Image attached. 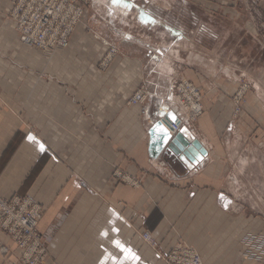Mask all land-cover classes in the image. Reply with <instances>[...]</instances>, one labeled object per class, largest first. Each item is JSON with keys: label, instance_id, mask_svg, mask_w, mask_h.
Wrapping results in <instances>:
<instances>
[{"label": "crops", "instance_id": "obj_1", "mask_svg": "<svg viewBox=\"0 0 264 264\" xmlns=\"http://www.w3.org/2000/svg\"><path fill=\"white\" fill-rule=\"evenodd\" d=\"M0 33V198L27 197L42 207L44 264H165L177 244L195 249L203 264H264V161L248 149V135L226 131L229 84L186 72L203 94V114L180 128L207 153L189 170L174 155L148 154L152 125L171 112L177 117L170 87L179 74L168 56H150L142 68L122 53L105 75L80 57L74 74V56L51 64L21 56L15 32L1 21ZM137 84L149 98L129 105ZM0 264L17 263L0 255Z\"/></svg>", "mask_w": 264, "mask_h": 264}, {"label": "rangeland", "instance_id": "obj_2", "mask_svg": "<svg viewBox=\"0 0 264 264\" xmlns=\"http://www.w3.org/2000/svg\"><path fill=\"white\" fill-rule=\"evenodd\" d=\"M145 1L142 9L129 0H88L82 5L83 16L68 48L51 53L19 42L12 20L14 0H1L4 8L0 21L2 27L15 32L11 36L18 54L29 58L43 56L47 63L53 57L66 60L74 56L76 61L69 64L74 74L78 72L80 57L89 68L105 75L115 66L117 57L125 53L140 61L142 68L150 56H168L166 63L171 68V64L176 65V71L183 76H173L171 87L182 81L194 85L186 78L187 71L207 76L205 80L210 84H229L232 90L227 97L232 108L230 130L226 131L248 135V149H258L264 161V0ZM3 37L0 33V55ZM111 49L114 54H110ZM175 56H181L176 64L171 62ZM140 88L144 86L137 84L135 92ZM211 90L218 91L215 87ZM200 97L201 103V91ZM261 212L264 215V206ZM42 239L47 250V239Z\"/></svg>", "mask_w": 264, "mask_h": 264}, {"label": "built area", "instance_id": "obj_3", "mask_svg": "<svg viewBox=\"0 0 264 264\" xmlns=\"http://www.w3.org/2000/svg\"><path fill=\"white\" fill-rule=\"evenodd\" d=\"M87 2L88 0H14L12 20L19 42L49 53L68 48L71 36L83 16L82 5ZM110 54H114L112 49ZM171 90L179 121L168 128L173 136L182 123L199 117L203 109L200 90L191 83H175ZM148 97L146 90L140 88L128 99V104L143 105ZM114 177L132 187L139 185L138 180L122 173H115ZM42 215V207L30 198H0V240L5 239L10 244H0V254L14 259L17 264H44L48 253L38 232ZM142 239L156 248L149 234H143ZM162 260L165 264H203L198 254L183 244H177Z\"/></svg>", "mask_w": 264, "mask_h": 264}, {"label": "water", "instance_id": "obj_4", "mask_svg": "<svg viewBox=\"0 0 264 264\" xmlns=\"http://www.w3.org/2000/svg\"><path fill=\"white\" fill-rule=\"evenodd\" d=\"M145 9V0H129ZM179 123L176 115H170L155 122L148 131L149 158L156 160L160 155H174L189 170L197 167L207 157V153L196 140H194L187 127L182 126L173 136L170 135L168 128L171 124ZM163 129V131L161 130Z\"/></svg>", "mask_w": 264, "mask_h": 264}, {"label": "snow or ice", "instance_id": "obj_5", "mask_svg": "<svg viewBox=\"0 0 264 264\" xmlns=\"http://www.w3.org/2000/svg\"><path fill=\"white\" fill-rule=\"evenodd\" d=\"M163 131V129H161ZM29 139H34L33 137H29ZM41 150H43V145H40ZM127 251V250H125Z\"/></svg>", "mask_w": 264, "mask_h": 264}, {"label": "bare ground", "instance_id": "obj_6", "mask_svg": "<svg viewBox=\"0 0 264 264\" xmlns=\"http://www.w3.org/2000/svg\"><path fill=\"white\" fill-rule=\"evenodd\" d=\"M239 97V96H238ZM201 107H202V105H201ZM203 109V108H202ZM194 250V249H193ZM195 252H196V250H194ZM197 253V252H196ZM198 254V253H197ZM198 256H199V254H198ZM200 257V256H199ZM201 258V257H200ZM202 260V259H201Z\"/></svg>", "mask_w": 264, "mask_h": 264}]
</instances>
